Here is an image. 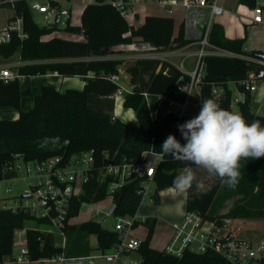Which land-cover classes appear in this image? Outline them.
<instances>
[{"label":"trees","instance_id":"1","mask_svg":"<svg viewBox=\"0 0 264 264\" xmlns=\"http://www.w3.org/2000/svg\"><path fill=\"white\" fill-rule=\"evenodd\" d=\"M250 8L256 0H238ZM0 7L13 8L15 16L23 17L21 37L12 31L9 41L0 42V62L19 54L25 63L13 70L21 77L4 79L0 77V107H13L19 110L16 119L0 118V179L11 177L9 168L18 158L25 160L43 159L54 155L71 156L76 153L92 152L95 163L93 174L84 186V191L76 197L70 217L79 214L82 203H95L109 195V186L116 181L113 176L103 177L99 169L108 163L138 161L146 151L161 154L154 174V200H159V190L172 187L173 180L179 174L183 161L174 160L161 151V145L171 134L181 144L185 143L178 125L195 117L178 112H168L162 118H153L146 94L166 96L173 89L190 82L191 77L173 63L162 59L137 58L125 66L128 75V91L124 93L123 105L135 111L139 125L128 124L114 116L115 98L120 84L112 76L121 74L123 60L107 58L118 52L114 48L133 42H144L155 50H168L183 47L190 43L183 25L175 33V18L170 15L148 14L142 24H129L120 12L106 0L88 2L81 14V23L74 25L67 21L63 28L57 21L41 25L35 21L28 0H7ZM58 30L82 34V40L68 39L54 35L46 36ZM209 40L211 43L245 55L261 57L260 50L247 51L246 38H228L224 27L214 22ZM111 49L110 53L103 52ZM205 74L200 86V98L214 99L221 108L232 110V91L229 83L236 84L242 93L238 102L239 112L248 123L259 120L264 126V114L252 109V94L246 90L243 81L249 73L256 70L257 64L241 57L207 55L204 57ZM64 76L94 75L86 78L82 89L67 88L61 90L55 84L45 83L35 95L34 104L28 110L21 109V96L29 93L24 90L22 81L26 77L54 73ZM264 78V76L262 77ZM223 86L225 95L215 97L213 86ZM5 169H8L6 172ZM241 177L235 188H229L222 181L211 188L195 191V183L186 190V210H196L208 218H257L264 217V157L241 161ZM145 176L131 175L112 193L115 204L114 215H128L137 211L142 195L139 193ZM233 197H240L226 214L218 215L217 210ZM29 218L25 212H14L0 208V264H6L5 257L12 254L16 229L24 226ZM157 223L156 217H150L144 225L147 227L145 238L141 239L138 251L143 264H232L223 256L214 252L196 253L184 251L181 256L166 252L150 245ZM29 245L33 259L60 252L54 246L53 236L46 239L43 248L38 241L39 232L28 231ZM70 256L87 255L95 249L108 250L117 241L114 230L102 226L99 221L88 219L80 223H68L66 226ZM95 236L97 246L93 247L90 237Z\"/></svg>","mask_w":264,"mask_h":264},{"label":"built area","instance_id":"2","mask_svg":"<svg viewBox=\"0 0 264 264\" xmlns=\"http://www.w3.org/2000/svg\"><path fill=\"white\" fill-rule=\"evenodd\" d=\"M7 0H0L3 3ZM94 0H87L92 2ZM112 4L120 14L132 24L137 20L142 9L149 2L160 6L169 15L173 14L177 8L183 9V27L186 37L190 43L179 48L157 51L153 46L144 42H133L123 45V49L138 53V58L162 59L166 57H178L181 59L180 69L185 72L186 62L189 58L193 59V67L188 70L191 80L188 84L179 88L184 89L186 97L181 104V110H177L180 117L187 113V106L191 104L190 96L195 86H201L205 74L204 57L207 55L241 57L257 64L258 68L264 69V59L236 53L221 48L210 42L209 36L213 23L216 18L225 12L219 0H106ZM66 4L65 6L63 5ZM72 0H37L34 7L36 10L44 14L49 23L57 21L59 25L65 27L68 19L72 15ZM253 9V22L264 24V0H256ZM50 19L52 22H50ZM23 17L18 16L16 19L9 21L6 27L0 31V42L9 41L12 31H17L21 37L26 34L23 30ZM203 26V27H201ZM196 46L195 51L188 50L189 47ZM0 77L4 79H13L21 77L12 67H3L0 69ZM112 80L120 84L114 95L115 100L121 95L124 101V93L128 91L122 81L120 74L113 75ZM263 83L264 78L259 79L256 76V70L249 73L248 77L243 81L246 90L253 92L258 88V82ZM264 92V91H263ZM212 93L215 97H223L225 89L223 86H213ZM147 95V94H146ZM163 97V96H160ZM242 99V93L234 99L238 104ZM176 102H171L166 113L175 110ZM201 109L200 103H193ZM256 113L261 114L259 110ZM149 155H157L159 158L154 161ZM162 158L161 154L153 151H146L142 154L141 161L108 163L104 168L99 169V173L105 176H113L116 181L109 186L110 203L107 204V213L109 207L113 204L112 193L120 187L126 178L131 175L145 176L146 180L142 184L139 193L142 200L139 208L133 214L118 215L115 222L114 230L117 233V241L108 250L95 249L87 255L70 256L66 249L68 239L66 234V226L73 222L70 217L71 209L74 206L75 199L84 191L85 184L91 178L92 167L95 158L92 152L76 153L71 156L54 155L43 159L24 160L25 176L18 177L22 167L14 164L9 168L13 172L11 177H3L0 183L11 180L21 179L25 181L26 188L22 189L17 196H10L11 187H6L5 192L0 187V208L11 209L14 212H25L29 218L37 221L39 227H25L16 229L14 235V247L19 252L11 260V264H23L30 262H38L40 264H143L142 257L133 256L138 252L141 239L135 234L137 226L144 224L151 216L142 213L145 206V198L150 196L153 198L154 174L158 161ZM8 169L4 168L6 172ZM12 197V198H10ZM11 199L12 203H7ZM86 203L83 202L82 205ZM114 214V213H113ZM103 217V220L107 219ZM232 218L213 219L208 218L196 210H186L181 220L170 223L171 236L169 242L162 248L166 252L181 256L184 251L196 253L214 252L223 256L232 264H264V236L258 237L254 233L248 237L235 235L234 231L228 229ZM39 232L38 241L40 247L43 248L46 239L49 236L54 238V246L60 247L58 253L47 256H41L33 259L31 248L29 245L28 231ZM61 242H58V238ZM97 246V243H96ZM140 254V253H139Z\"/></svg>","mask_w":264,"mask_h":264},{"label":"rangeland","instance_id":"3","mask_svg":"<svg viewBox=\"0 0 264 264\" xmlns=\"http://www.w3.org/2000/svg\"><path fill=\"white\" fill-rule=\"evenodd\" d=\"M37 0H28L32 12L35 18V21L41 25H45L49 23L48 18L44 15L39 13L36 8L34 7L35 3ZM87 0H72V15L70 22L72 24H76V22L80 19V11L83 9ZM235 2V11H232V18H230L229 22L231 21V28H233V32L238 30L240 31L241 35L243 38L246 37V43L245 46H247V49L249 51L251 50H257V46H261L264 43V24H255L253 22V9L244 6L243 8H238L237 7V2L236 0H220V4L229 7L228 3ZM65 6L66 4L63 3ZM15 11L13 8H8V7H0V28H3L5 21L7 20V17L10 15L15 16ZM148 14H160V15H169L165 12L163 8H161L158 5H155L154 3L149 2L145 6L144 9L141 10L139 18L133 23L134 26H137L142 19ZM170 16H173L175 18V33L177 34L180 29V25L183 19V9L179 8L174 11L173 14ZM264 16V13H263ZM219 17V16H218ZM217 17V18H218ZM216 18V20H217ZM50 22L52 20L50 19ZM140 25V24H139ZM61 28H63L62 25H60ZM61 35H71L74 33L67 32L65 30H60L59 31ZM247 33V35H246ZM79 35V34H76ZM194 47H189L188 50L194 49ZM127 53H130L129 50L124 49L121 52H116L114 54H110L107 56V58H121L123 60V64L126 62V59L124 58ZM175 59V58H172ZM193 59L194 58H189L187 59L186 66L192 68L193 67ZM176 62L180 61L179 59H175ZM4 63L8 65H12L9 67H12V70L18 65V64H23L25 61H22L20 59V56L18 53H16L14 56L7 58L3 60ZM122 64V66H123ZM121 70V67H120ZM73 77V76H71ZM27 81V82H26ZM31 81V79H24L22 81V86L28 85V82ZM123 85L125 86V82L122 81ZM258 91H253V100H252V109L254 112H257V110L261 107L259 112L261 114H264V101L258 98V92L263 89V83L261 81L258 82ZM229 87L232 91V110L234 112H239V107L238 104L234 102V99H236L240 93L239 89L237 88L236 84L231 82L229 83ZM200 87L195 86L192 94L190 96V101L191 104L187 106V113H190L194 116H196L200 108L198 106H194L193 103L199 102L200 100ZM13 108V107H10ZM125 108V107H124ZM177 110H181V106L176 108ZM155 114H157V111H154ZM114 116L115 115V110H114ZM120 119V118H119ZM127 123V122H126ZM130 124V123H128ZM132 125V124H131ZM151 158H153L154 161H156L159 156L157 155H149ZM17 164H19L22 167V170L19 172L18 177H23L25 176V167L26 164L24 160L18 159ZM193 168L197 179L202 181L204 184L203 189H198L197 187L195 188V191H205L212 186L216 185L221 181V179L217 176H210L206 170L202 168H195L194 165H192L190 162H185L183 161L182 167H180L177 170V174H181L186 168ZM0 187L3 191V194L5 195V189L6 187H11L12 192L10 196H17L20 194L22 189L26 188V183L25 181L18 179V180H11L8 182H2L0 183ZM152 188H155V184H152ZM186 192L184 191L182 193H178L173 187H166L162 188L159 190V200L158 201H151V197L147 196L145 198V206L146 205H154L156 209V213H158L159 218L157 219V223L154 229V233L151 237L150 240V245L154 248L162 249L170 240L171 236V226L170 222L175 221L178 218V213L180 209H183L186 205ZM12 198V197H10ZM13 201L9 199L7 203H12ZM240 202V197H233L229 200L224 201V203L219 207L217 210L218 215H224L226 214L234 205ZM110 203V198L109 195L95 203H84L79 211V214L73 218V222L75 223H80L82 221L88 220V219H93L96 221H99L103 227L107 229H113L115 222L117 220L116 216L114 214H109L108 216L106 215L107 213V204ZM0 202V206H1ZM144 212V209L142 210V213ZM107 216L106 220H103V217ZM223 218V217H222ZM24 226L25 227H39L40 224L35 221L34 219L28 218L24 221ZM228 229L231 231H234L235 235L241 236V237H248L253 235L254 233L258 237H263L264 236V217H257V218H232V221L229 223ZM147 227L144 224H141L136 227L135 229V234L138 237L145 238L147 234ZM58 242H61V238L59 237ZM90 243H92V237H90ZM19 250L14 247L12 254H10L6 260H13V258L18 254ZM134 257L139 258L140 254L138 252H135L133 254ZM23 264H40L38 262H30V263H23Z\"/></svg>","mask_w":264,"mask_h":264},{"label":"clouds","instance_id":"4","mask_svg":"<svg viewBox=\"0 0 264 264\" xmlns=\"http://www.w3.org/2000/svg\"><path fill=\"white\" fill-rule=\"evenodd\" d=\"M178 130L185 143L170 134L161 145L162 153L206 170L229 188L239 182L242 160L264 157V126L259 120L248 123L242 114L221 108L214 99H202L199 113L178 125ZM194 183L203 189L189 167L175 177L172 187L182 193Z\"/></svg>","mask_w":264,"mask_h":264},{"label":"crops","instance_id":"5","mask_svg":"<svg viewBox=\"0 0 264 264\" xmlns=\"http://www.w3.org/2000/svg\"><path fill=\"white\" fill-rule=\"evenodd\" d=\"M219 2H220V0H219ZM236 2H237L236 4H237L238 8H243L244 6H246L244 4L239 3L238 0H236ZM228 6H229L228 8L223 6V8L225 9V12L222 15H220L215 22H218V23L223 25L226 37H228V38H243L242 36H240L241 35L240 31L236 30L233 32V28H231V21L229 22L230 18H232V11H235L234 10L235 2L233 1L232 3H228ZM177 9H179V8H177ZM82 11H83V9L80 11L81 14H82ZM139 16L140 15H138L137 19L139 18ZM11 17H13V15H10L7 17V20L5 21L3 28H0V31H2L6 27V25L9 22V19ZM144 19H145V17H144ZM144 19H142V21L139 24H142ZM80 23H81V15H80V19L74 25H79ZM255 24H261V23H255ZM181 25H183V19H182ZM59 31L60 30L53 32L52 34L46 36V38H50L54 35H57V36H62V37H65L68 39H73V40H82L83 39L82 34H79V35L71 34V35L63 36L60 34ZM246 35H247V33H246ZM192 47H194V46H192ZM114 49L118 50V52H121L124 50L123 45H120ZM245 49L247 51H249L247 49V46H245ZM195 50H196V48L191 49L190 51H195ZM257 50L264 52V43L261 46H257ZM122 56H125L124 58L126 59V62L123 64V66H121V70H120L121 74L120 75H121L123 81L125 82V86H127L128 85V83H127L128 75L125 72V66L129 63L134 62L138 58V53L130 51V53H127V54L122 55ZM108 57H110V56H108ZM172 58L179 59L176 56H174V57L168 56L165 58V60L173 63L174 65H176L177 67L180 68L181 59L179 62H176L175 59H172ZM3 60H5V59H2V61L0 62V69L3 67L12 66V65H8V64L4 63ZM18 65H20V64H18ZM12 67H14V66H12ZM191 69L192 68L186 66L187 71L191 70ZM187 71H185V72H187ZM93 75H94V73L90 72L87 75V77H91ZM87 77H84V76L64 77V76L57 74L56 72L48 73V74H44V75H35V76H31V77H26L24 79H31V81L28 82V85H25L22 87L24 90L30 88V92L29 93L24 92L22 94V96H21V109L28 110L33 106L35 95L41 91V87L45 83L55 84L61 90H65L67 88L82 89L86 83ZM258 88H259V86H258ZM258 88L256 91H258ZM263 91L264 90L262 89L261 91L258 92V98L261 99L262 101H264V92ZM199 94H200V91H199ZM251 94H252V100H253V98H254L253 92H251ZM239 95H240V93H239ZM239 95H238V97H239ZM185 97H186V92L184 91V89L179 88V87L177 89H173L171 92H169L166 96H163V97H160L158 95H152V94L146 95L147 102H148V105H149V108L151 111V115L153 118H158V119L162 118L165 115L166 110L169 107L171 102L174 101L177 103L176 107H175V109H176L177 107L181 106V104L185 100ZM200 102H201V98H200L199 102H196V104L200 103ZM154 111H157V114H155ZM176 111H177V109H176ZM115 115H116V117L120 118L124 122L130 123L134 126L139 125L135 111L131 108L130 109L124 108L123 103H122V105H118L117 107H115ZM18 117H19V110L18 109L10 108V107H0V118L16 119ZM143 209H144V213L151 215V216H157V219L159 218V216H158L159 214L156 213L157 208L154 205H146L142 208V210ZM185 211H186V205L183 209H180V211L178 213V218L175 221L181 220ZM91 237H92L91 245L93 247H95L96 243H97V239L95 236H91ZM139 238H141V237H139ZM7 257H5L6 264H11V260H6Z\"/></svg>","mask_w":264,"mask_h":264},{"label":"water","instance_id":"6","mask_svg":"<svg viewBox=\"0 0 264 264\" xmlns=\"http://www.w3.org/2000/svg\"><path fill=\"white\" fill-rule=\"evenodd\" d=\"M201 27H203V26H201ZM147 44H148V43H147ZM110 50H111V49L107 48V49H104L103 52L106 53V54H108V53H110ZM261 57L264 59V53L261 54ZM256 76H257L259 79H261V78L264 76V69L257 68V69H256ZM242 97H243V96H242ZM174 112H177L176 109L174 110ZM185 115H186V116H189V117L194 116V115H192V114H190V113H186ZM138 161H139V162L141 161V156L138 158ZM108 212H109L110 214H113V213L115 212V204H112V205L109 207Z\"/></svg>","mask_w":264,"mask_h":264},{"label":"bare ground","instance_id":"7","mask_svg":"<svg viewBox=\"0 0 264 264\" xmlns=\"http://www.w3.org/2000/svg\"><path fill=\"white\" fill-rule=\"evenodd\" d=\"M123 103V98L121 95H118L117 99L115 100V107H117L118 105H122Z\"/></svg>","mask_w":264,"mask_h":264}]
</instances>
